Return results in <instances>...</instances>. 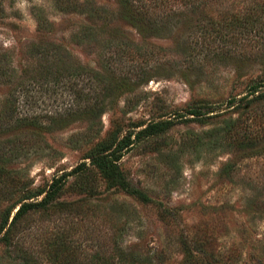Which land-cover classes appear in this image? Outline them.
<instances>
[{"label": "rangeland", "instance_id": "374dc122", "mask_svg": "<svg viewBox=\"0 0 264 264\" xmlns=\"http://www.w3.org/2000/svg\"><path fill=\"white\" fill-rule=\"evenodd\" d=\"M68 1L0 0V53L11 67L30 60L27 47L34 43L31 58L39 73L57 64L92 69L89 77L82 71L59 87L40 80L31 86L28 99L19 95L14 118L8 120L11 125L0 127V221L21 197L46 190L54 172L70 171L84 161L94 138L83 135L87 124L82 118L44 131L12 126L15 117L38 114L36 123L45 129L52 125L51 115L73 108L74 102L84 105L93 87L102 88L103 78L120 77V92L96 128L102 129L100 136L111 130L119 139L132 134L117 163L129 186L153 203H141L119 190L106 192L94 172L88 176L95 185L91 196L68 191L47 210L39 209L22 221V246L40 251L45 237H51L52 254H43L36 264H86L112 232L110 210L125 206L132 213L125 249L164 250L169 264H186L181 241L206 237L216 251L234 248L236 264H257L249 256L257 250L264 253V101L240 99L248 85L264 82V0L212 1L209 45L198 44L202 39L192 27L194 21H180L170 33L144 38L119 20L118 0ZM170 1L172 11L187 9L180 0ZM95 7L104 13L88 15ZM97 21L120 28L124 44L105 49L99 35V40L82 39L80 27ZM7 89L0 84V114L7 105ZM232 98L238 102L229 106ZM196 107L211 113L189 115ZM169 119L168 127L142 131L151 122ZM252 134L260 136L250 142ZM227 164L232 168L225 173ZM254 199L260 208L251 202ZM161 209L169 211L165 220L158 216ZM124 221L122 217L119 223Z\"/></svg>", "mask_w": 264, "mask_h": 264}, {"label": "trees", "instance_id": "16d2710c", "mask_svg": "<svg viewBox=\"0 0 264 264\" xmlns=\"http://www.w3.org/2000/svg\"><path fill=\"white\" fill-rule=\"evenodd\" d=\"M118 1L122 9L121 19L119 20L129 24L130 27L137 30L144 38H147L149 35L162 36L163 34L170 33L177 26L174 24L186 20L195 22L192 27L198 28V38L202 39L198 44L204 45L206 42L207 45H209L214 27L210 21L212 18L209 14L210 7L208 6L211 5L212 1L216 3L220 0H180L184 7L187 6V9L185 11L178 10L177 12L168 9L171 6L170 0ZM68 2L72 4L71 0ZM98 10L101 14L104 13L101 8L95 7L89 11L88 15L92 13L94 16L95 13H98ZM160 12H164L165 15L160 16ZM105 15L106 14H104V16ZM97 22L98 23L90 22L80 27L81 35H79L82 39L91 36V39L97 38V40H99L101 36L99 43L103 44L105 49L118 48L124 44L119 38L122 33L120 28L115 30L111 28L112 25L106 22ZM221 27V25L218 26L219 29H221ZM188 48L186 47L184 50H188ZM195 48L196 47H194L193 50H195ZM36 49L37 47L34 43L30 44L27 47V57H29L30 60L25 65L21 66V64H19L17 67H11L10 60H6V55L0 53V84L8 88L6 90L7 105L0 114V127L11 125L8 120L14 118L12 116L17 110L15 104L20 98L19 95H24V97L28 99V94L31 92V86L33 84H37L42 80L40 84H44L45 82L46 84L50 83L59 87L60 83L63 82L65 78L83 75L82 71H84V75L87 74V77H89V73L91 74L92 72V69L87 67H79L72 64L61 67V65L57 64L55 68H45L39 73V71L35 70L34 62L32 61ZM58 62L63 63L64 61L60 60ZM94 74L96 76H101L97 71H95ZM102 80V88L93 87V92L88 99H85L84 105L74 102L73 108H68L65 112L60 114L55 113L51 115L49 120L52 125L49 124L45 129L39 127L36 123L40 118L38 114H26L21 115V117H15L16 124L14 123L12 126L19 125L23 128H34L44 131L64 128L66 125L70 124L71 120L82 118L87 124L86 131H88H85L83 135L91 134L94 138L91 140V143L88 144L87 151L83 154L82 160L84 161L70 171L54 172L46 190L39 191L31 196L21 197L16 202L15 207L5 210L0 221V245L2 246V250H0V264H36L39 258L44 257L43 254L46 253L47 257H50V254H52V247L55 244L54 240H49L51 237H45V240L40 244V251H34L31 248L28 249L22 246L21 240L18 237L26 226V223H22V221L39 209L47 210V208H45L47 205L57 200L68 191H72L78 195L91 196L93 192H95V185L89 181L88 176L94 172L103 180L104 190L106 192L112 189L119 190L126 195L132 196L141 203H153L143 192L132 189L129 186L117 163L119 153L130 146L132 134L128 132V134L119 139L116 131L111 130L105 131L103 136H100L102 129L96 128V125L100 124L101 115L109 109V106L113 104L114 98L119 94L120 91L118 90L120 89H118L117 86L120 87L119 81H123V78L106 76ZM94 81H98L97 77H95ZM245 91V96L240 100L248 99L252 96V99L264 101V82L248 85ZM229 101V106L238 102L236 98H232V100ZM247 109L251 110L252 105H248ZM202 110L203 108L200 107L191 108L188 114L196 117H203L211 113ZM95 121H97V123ZM171 124V119L166 121L159 120L157 122H151L142 131L150 129L155 130L159 126L168 127ZM92 130L94 133H91ZM259 136L252 134L247 140L252 142L255 137ZM260 138L264 141V134H262ZM261 152L264 154V144L261 146ZM231 168L232 165L227 164L223 170L225 173H228L231 171ZM41 195L44 196L38 200V196ZM5 200H8V198ZM251 202L259 206L256 199L251 200ZM123 207L125 206L110 210L111 219H114L112 221L114 223H112L111 226L112 232L108 235L107 240L104 241L100 251L88 260L86 264H169L170 256L164 250L141 253L140 251L130 250L128 248L125 249L123 247L124 236L131 228L127 220L130 214H132L128 208ZM260 210L264 216V197L261 199ZM168 213V210L161 209L158 216L161 220H165ZM122 217L125 218V221L119 223ZM203 238H198L197 240V238L193 239L192 237L190 241H181L180 245L186 264H236L238 262V260H236L234 248H230L227 251H216L210 246L212 243L207 242L208 238ZM207 248L209 251L205 250ZM249 257L257 264L264 263L263 251H254ZM72 261H69V264H75L74 260Z\"/></svg>", "mask_w": 264, "mask_h": 264}]
</instances>
